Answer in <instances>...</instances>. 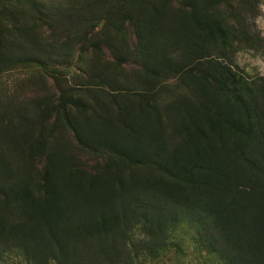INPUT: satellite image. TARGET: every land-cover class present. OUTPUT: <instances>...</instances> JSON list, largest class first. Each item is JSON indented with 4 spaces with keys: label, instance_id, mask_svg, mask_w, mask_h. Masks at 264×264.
Returning a JSON list of instances; mask_svg holds the SVG:
<instances>
[{
    "label": "trees",
    "instance_id": "16d2710c",
    "mask_svg": "<svg viewBox=\"0 0 264 264\" xmlns=\"http://www.w3.org/2000/svg\"><path fill=\"white\" fill-rule=\"evenodd\" d=\"M254 8L0 0V264H264Z\"/></svg>",
    "mask_w": 264,
    "mask_h": 264
},
{
    "label": "rangeland",
    "instance_id": "374dc122",
    "mask_svg": "<svg viewBox=\"0 0 264 264\" xmlns=\"http://www.w3.org/2000/svg\"><path fill=\"white\" fill-rule=\"evenodd\" d=\"M252 5L255 4V12L253 11V14L250 15V22L251 27L253 28L252 35L255 37L252 39V42H250L243 50H241L238 55L236 62L239 64L240 68L247 73L249 76H254L257 74H264V0H251ZM74 5V4H73ZM255 21V22H254ZM254 24V25H253ZM50 33V30H49ZM132 39H135V36L132 35ZM78 53V51H77ZM110 62L113 61V56H109ZM46 61V60H45ZM48 63H51V59H47ZM79 65L84 66V63L81 62L79 55L76 54V56L69 62L66 70L64 71L69 78L70 85H79L78 77L76 75H82L84 78L87 77L85 72L79 67ZM61 67V66H60ZM38 71V70H37ZM33 72L30 70V68H21L16 72V77L21 76L24 78H29L30 76H33L34 74L41 76L39 72ZM61 71H58L57 74H59ZM47 84L51 86H57L60 84L59 80H53L54 76H49L46 74ZM121 80V79H119ZM34 82L38 85H43V81H40V79L35 78ZM64 83L63 81H61ZM82 158L87 162V164L90 166L95 163L96 158L93 155L84 154L82 155ZM173 254V253H171ZM174 254L173 256H170V260H168L165 264H172L174 260ZM147 264H157V263H147ZM163 264V263H160Z\"/></svg>",
    "mask_w": 264,
    "mask_h": 264
}]
</instances>
